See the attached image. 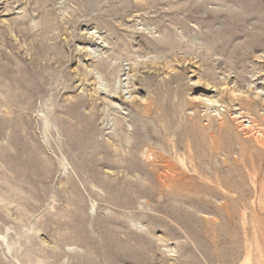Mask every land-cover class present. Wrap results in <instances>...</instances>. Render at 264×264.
<instances>
[{"label": "rangeland", "instance_id": "rangeland-1", "mask_svg": "<svg viewBox=\"0 0 264 264\" xmlns=\"http://www.w3.org/2000/svg\"><path fill=\"white\" fill-rule=\"evenodd\" d=\"M263 18L0 0V264H264Z\"/></svg>", "mask_w": 264, "mask_h": 264}, {"label": "bare ground", "instance_id": "bare-ground-1", "mask_svg": "<svg viewBox=\"0 0 264 264\" xmlns=\"http://www.w3.org/2000/svg\"><path fill=\"white\" fill-rule=\"evenodd\" d=\"M245 3H246V2H245ZM247 5H248V4H247ZM257 5H258V4H257ZM256 9H257V8H256ZM250 12H251V11H250ZM247 13H248V12H247ZM256 13H257V12H256ZM257 18H258V17H257ZM263 19H264V18H263ZM19 79H21V78H14V79H13V82H15V81H16V82H19V81H18ZM27 79H28V78H27ZM8 83H9V82H8ZM8 85H10V84H8ZM6 91H7V90H6ZM12 92H13V91H12ZM8 95H9V94H8ZM13 95H14V94H13ZM13 97H14V96H13ZM25 153H26V152H25Z\"/></svg>", "mask_w": 264, "mask_h": 264}]
</instances>
